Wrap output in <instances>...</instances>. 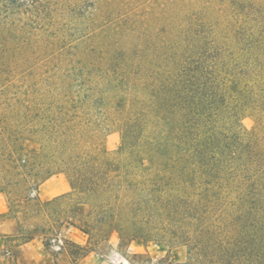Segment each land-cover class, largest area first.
I'll return each mask as SVG.
<instances>
[{
	"label": "rangeland",
	"instance_id": "rangeland-1",
	"mask_svg": "<svg viewBox=\"0 0 264 264\" xmlns=\"http://www.w3.org/2000/svg\"><path fill=\"white\" fill-rule=\"evenodd\" d=\"M0 264H264V0H0Z\"/></svg>",
	"mask_w": 264,
	"mask_h": 264
},
{
	"label": "crops",
	"instance_id": "crops-1",
	"mask_svg": "<svg viewBox=\"0 0 264 264\" xmlns=\"http://www.w3.org/2000/svg\"><path fill=\"white\" fill-rule=\"evenodd\" d=\"M2 211L0 210V213H1Z\"/></svg>",
	"mask_w": 264,
	"mask_h": 264
}]
</instances>
